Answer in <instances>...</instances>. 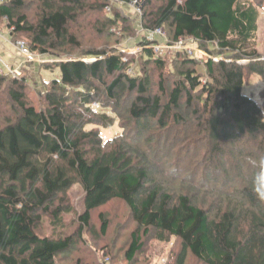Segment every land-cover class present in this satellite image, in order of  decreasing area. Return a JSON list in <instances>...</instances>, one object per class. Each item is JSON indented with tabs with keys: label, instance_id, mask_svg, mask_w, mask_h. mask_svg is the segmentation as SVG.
<instances>
[{
	"label": "trees",
	"instance_id": "obj_1",
	"mask_svg": "<svg viewBox=\"0 0 264 264\" xmlns=\"http://www.w3.org/2000/svg\"><path fill=\"white\" fill-rule=\"evenodd\" d=\"M25 1L4 0L0 18L30 37L33 53L61 58L62 45L76 44L70 24L84 5L80 0H41V12L32 23L21 14ZM108 3L103 0L100 11ZM142 3L146 32L167 28L169 44L192 39L210 53L208 79L203 80L197 61L185 57L176 67L178 76L168 80L165 61L146 47L159 44L155 38L142 44L143 55L162 71L159 94H153L146 71L129 74L133 62L128 56L123 61L116 50H88L59 59L54 66L60 76L44 93L40 109L28 103L24 83L14 80L10 96L19 112L15 120L0 123V264H58L57 257L71 251L75 237H41L37 228L45 214L51 215L53 226L64 228L62 210H53V204L77 184L85 193L79 235L89 226L92 212L112 200L129 207L137 230L126 253L128 262L142 250V236L155 231L160 241H180L177 264H185L188 253L203 264H264V94L259 102L245 92L249 75L264 79V59L255 46L264 0ZM119 19L107 14L103 28L116 26ZM5 78L0 74V88ZM126 99L131 101L123 116L136 125L134 143L127 136L104 142L98 131L85 129L114 123L106 112L92 110L95 100L116 112ZM191 107H196L202 134L213 144L212 159L217 156L222 165L218 175L224 182L212 194L217 203L207 208L157 180L159 141L147 134L155 127L165 131L190 124L186 108ZM243 144L251 150L240 152L237 159L234 153ZM227 152L231 164L224 161ZM209 164L217 172L212 160ZM233 170L241 183L230 182ZM101 220L100 231L106 235L109 222L104 216Z\"/></svg>",
	"mask_w": 264,
	"mask_h": 264
},
{
	"label": "rangeland",
	"instance_id": "obj_2",
	"mask_svg": "<svg viewBox=\"0 0 264 264\" xmlns=\"http://www.w3.org/2000/svg\"><path fill=\"white\" fill-rule=\"evenodd\" d=\"M40 2L41 0H26L21 14L27 15L32 23L36 22L41 12ZM80 2L84 5V8L76 11V17L70 24V33L75 37L76 44L69 42L62 45L58 51L61 58L51 55H39V59L44 62L32 63L26 61L23 57H19L15 53L12 44L24 40L32 47L31 39L27 34L16 33L6 19L0 18V43L6 46L2 52L10 56L8 62H5L6 64L2 62L7 71L0 73L6 77L0 88L1 124H4L7 120H15L19 112V108L10 96V89L14 88V80L24 83L30 105L39 109L43 108L44 93L50 89L52 80L60 76V69L54 66L55 63L59 62V59L78 57L88 50H116L117 55H122L124 58L128 56L129 60L133 62L130 65L129 74L143 75L146 71L152 78L153 94H159V80L162 71L154 63H151L153 61H149L146 55H143L142 42H155L157 39L160 42L159 44H165L169 39L168 29L164 28L166 38L152 39L147 35L141 22V17L146 8L143 6L142 0H140L137 9L125 4L117 5L114 14L110 16H119L118 24L116 26H104L105 28H103L102 23L104 24L107 14L103 10L100 11V4H103V0H80ZM259 13L255 46L264 59V3ZM2 36L7 41L3 40ZM188 46L196 50L194 57L187 54H177L174 49L166 50L165 53L157 55V58L165 61L164 74L171 82L178 76L177 68H179L180 62L185 57L197 61L199 63L197 69L202 74L203 80L208 79L205 63L208 61L210 53L194 42L189 41ZM146 47L152 48L157 54L156 48H154L155 45ZM209 47L215 50L213 45H209ZM125 51L130 53L126 55ZM35 54L38 55V52H35ZM7 68H10L12 72ZM68 90L71 89L68 88ZM245 92L255 96L261 102L260 98L264 94L263 77L254 74L249 75L246 80ZM103 100L105 99L103 98ZM130 101V99H126L117 108L115 107V112V109L105 107V101L95 100L90 105L92 110L106 112L114 119V123L108 128L87 125L85 129L98 131L104 142L127 136L126 140L129 143H134L136 125L131 123L130 126L128 117L123 116ZM195 108H186L188 112L186 116L189 118L190 124L175 125L165 131L155 127L147 134H149L151 140L155 139L154 142L159 141L160 155L154 163L157 180L163 183L172 193L188 194L194 202L207 208L213 202L217 203L212 194L214 191L220 190L221 183L224 181L222 179L223 175H218L221 170V168L219 170V167L222 166L221 160L217 156L212 159L213 144L202 134L198 126V117L195 115ZM90 117L94 118V116ZM250 150V146L246 144L238 147L234 155L239 159L240 152L248 153ZM229 153L227 152L224 156L226 164H231L232 161ZM211 160L215 166L217 165L218 170L215 173L211 164H209ZM232 172L230 182L236 183L239 180L241 183L238 171L233 170ZM215 178H219V184L214 182ZM1 186L0 181V190ZM84 196L83 188L77 184L66 194L58 196L55 200L53 210L56 208L62 210L60 216L64 220V228L53 226V219L50 214L43 215L42 221L38 225L37 233L41 237L51 235L75 237V246L70 252L57 257L58 264H177V257L181 251L180 241L175 237H170L167 241H160L156 238L155 231H152L148 236H142V243L144 244L142 250L137 253L132 262L127 261L126 253L131 244L132 233L137 230V224L129 207L119 199L112 200L93 211L89 226L79 235L80 227H82L79 219L85 212ZM101 216H104V219L109 222L106 235H102L100 231L102 226ZM185 264L203 263L191 253H188Z\"/></svg>",
	"mask_w": 264,
	"mask_h": 264
},
{
	"label": "built area",
	"instance_id": "obj_3",
	"mask_svg": "<svg viewBox=\"0 0 264 264\" xmlns=\"http://www.w3.org/2000/svg\"><path fill=\"white\" fill-rule=\"evenodd\" d=\"M4 2V0H0V4H2ZM140 3V0H130L129 2L125 3L122 2V0H109L108 5L105 7V11L107 14L109 15H113L115 12V8L117 7V5L120 4H125L130 6L131 8H138ZM147 35L154 39V38H166V35L164 34V29L160 28V29H156L154 31H147ZM194 42L192 39H186V38H181L180 40H178L175 44H169L168 42L165 44H156L154 48H156L157 51V55L158 54H163L166 52V50H176V52H180V53H184L187 55H190V57H194L196 55V50L194 48H192L191 46H188V42ZM14 49H15V53L19 56V57H23L25 58L26 61L28 62H44L43 60L39 59V55L33 53L29 47V44L24 41V40H19L16 43L12 44ZM203 52V51H202ZM126 55H128L129 53L126 52ZM204 53V52H203ZM132 54V53H131ZM127 58L123 57V61H127ZM2 59L0 58V73H3L6 70V66L3 64L2 65ZM47 62H49L47 60ZM9 71H11L10 68H7ZM12 72V71H11Z\"/></svg>",
	"mask_w": 264,
	"mask_h": 264
},
{
	"label": "crops",
	"instance_id": "obj_4",
	"mask_svg": "<svg viewBox=\"0 0 264 264\" xmlns=\"http://www.w3.org/2000/svg\"><path fill=\"white\" fill-rule=\"evenodd\" d=\"M2 38H3V40H5V38L3 36H2ZM5 41H7V40H5ZM5 48H6V46L3 43H0V57L5 55V56L1 57L4 64H6L5 62H8L9 57H10L9 54L7 55V53L3 54L4 52H2V51L5 50Z\"/></svg>",
	"mask_w": 264,
	"mask_h": 264
}]
</instances>
